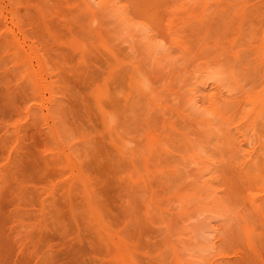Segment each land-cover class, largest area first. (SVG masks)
<instances>
[{
  "label": "rangeland",
  "instance_id": "1",
  "mask_svg": "<svg viewBox=\"0 0 264 264\" xmlns=\"http://www.w3.org/2000/svg\"><path fill=\"white\" fill-rule=\"evenodd\" d=\"M0 27V264H264V0H0Z\"/></svg>",
  "mask_w": 264,
  "mask_h": 264
},
{
  "label": "bare ground",
  "instance_id": "2",
  "mask_svg": "<svg viewBox=\"0 0 264 264\" xmlns=\"http://www.w3.org/2000/svg\"><path fill=\"white\" fill-rule=\"evenodd\" d=\"M110 1H111V0H110ZM142 1H143V0H142ZM199 1H200V0H199ZM113 2H114V1H113ZM153 2L155 3V1H153ZM201 2H204V1H201ZM111 3H112V2H111ZM141 3H142V2H141ZM141 3H140V5H141ZM143 3H144V2H143ZM147 3H148V0H147ZM156 3H158V2H156ZM218 3H219V2H218ZM105 4H106V3H105ZM149 4H150V3H149ZM152 4H153V3H151V6H152ZM230 4H231V3H230ZM113 5H116V4H113ZM144 5H145V3H144ZM182 5H183V4H182ZM87 6H88V5H87ZM118 6H119V5H118ZM129 6H130V5H129ZM142 6H143V5H142ZM146 6L150 8V5L148 6V5L146 4ZM207 6H208V5H207ZM207 6H206V7H207ZM91 7H92V6H91ZM91 7H90V8H91ZM120 7H121V6H120ZM124 7H125V6H124ZM88 8H89V7H88ZM104 8H105V7H104ZM247 8H248V7H247ZM247 8H246V10H247V12H248V9H247ZM100 9H101V8H100ZM115 9H116V8H115ZM122 9H123V8H122ZM124 9H125V8H124ZM128 9H129V8H128ZM117 10H118V9H117ZM126 10H127V9H126ZM207 10H208V9H207ZM244 10H245V9H244ZM246 10H245V11H246ZM128 11H129V10H128ZM128 11H127V12H128ZM144 11H145V10H144ZM127 12H125V13H127ZM251 12H252V11H251ZM254 12H255V11H254ZM96 13H98V12H96ZM113 13H114V12H113ZM123 13H124V12H123ZM142 14H143V13H142ZM147 14H148V13H147ZM158 14H159V13H158ZM233 14H234V13H233ZM237 14H238L237 17L239 18V17L241 16V14H239V13H237ZM250 14H251V13H250ZM255 14H256V13H255ZM128 15H129V14H128ZM239 15H240V16H239ZM245 15H247V13H246ZM161 16H162V15H161ZM247 16H249V13H248ZM250 16H251V15H250ZM250 16H249V17H250ZM5 17H6V16H5ZM17 17H18V16H17ZM17 17H16V18H17ZM114 17H115V16H114ZM116 17H117V16H116ZM118 17H120V16H118ZM121 17H122V16H121ZM249 17H247V18H249ZM258 17H259V16H258ZM96 18H98V17H96ZM256 18H257V17H256ZM256 18H255V19H256ZM17 19H18V18H17ZM153 19H154V18H153ZM241 19H243V18L240 17L239 20H241ZM1 20H2V17H1ZM95 20H96V19H95ZM97 20H98V19H97ZM105 20H107V19H105ZM108 20H109V18H108ZM119 20H120V18H119ZM123 20H124V19H123ZM186 20H187V19H185V21H186ZM244 20H246V19H244ZM244 20H241L242 23H243ZM247 20H249V19H247ZM200 21H201V20H200ZM203 21L206 22L205 20H203ZM203 21H202V22H203ZM235 21H237V20H235ZM235 21H234V22H235ZM249 21H250V20H249ZM14 22H15V21H14ZM120 22H121V21H120ZM128 22H129V21H128ZM246 22L248 23V21H246ZM246 22H245V24H246ZM4 23H5V22H4ZM94 23H95V22H94ZM129 23H130V22H129ZM165 23H166V22H165ZM237 23H238V22H237ZM259 23H260V22H259ZM107 24H109V23H107ZM122 24H123V23H122ZM125 24H127V23H126V19H125ZM131 24H133V22H132ZM142 24H143V23H142ZM142 24H141V25H142ZM239 24H240V23H238V25H239ZM14 25H15V24H14ZM20 25H21V24H20ZM202 25H203V24H202ZM236 25H237V24H236ZM92 26H93V25H92ZM133 26H134V25H133ZM145 26H147V25H145ZM239 26H241V28H242V24L239 25ZM106 27H107V26H106ZM124 27H125V26H124ZM127 27H128V25H127ZM169 27H170V26H169ZM174 27H175V26H174ZM203 27H205V25H204ZM233 27H234V26H233ZM0 28H1V27H0ZM5 28H6V27H5ZM22 28H23V27H22ZM146 28H148V27H146ZM150 28H151V27H150ZM150 28H149V29H150ZM164 28H165V27H164ZM184 28H186V27H184ZM200 28H201V26H200ZM236 28H237V27H236ZM244 28H245V27H244ZM132 29H133V28H132ZM132 29H131V30H132ZM143 29H145V28H143ZM206 29L208 30V26H207ZM239 29H240V27H239ZM247 29H248V28H247ZM251 29H252V28H251ZM251 29H250V30H251ZM4 30H6V29H4ZM160 30H161V29H160ZM185 30H186V29H185ZM200 30H202V29H200ZM231 30H232V29H231ZM241 30H243V29H241ZM241 30H240V31H241ZM248 30H249V29H248ZM257 30L260 31L259 29H257ZM2 31H3V30H2ZM152 31H154V30H152ZM233 31L236 32V30H232V32H233ZM240 31L238 30L237 32H240ZM253 31H254V30H253ZM261 31H262V30H261ZM5 32H6V31H5ZM19 32H20V31H19ZM122 32H123V31H122ZM156 32H157V31H156ZM205 32H207V31H205ZM243 32H245V29L243 30ZM250 32H251V31H250ZM250 32L248 33L247 30H246V34H245V36H248V37H249L248 34H252V33H250ZM256 32H257V31H256ZM1 33H2V32H1ZM6 33H7V32H6ZM8 33L10 34L9 31H8ZM8 33H7V34L4 33L5 36L8 35ZM152 33H153V32H152ZM154 33H155V31H154ZM247 33H248V34H247ZM257 33H258V32H257ZM131 34H132V33H131ZM157 34H158V33H157ZM226 34H227V33H226ZM233 34H234V33H233ZM237 34H239V33H237ZM241 34H242V33H240V35H241ZM109 35H112V34H109ZM126 35H127V34H126ZM128 35H129V34H128ZM152 35H153V34H152ZM3 36H4V35H3ZM113 36H114V35H113ZM121 36H122V35H121ZM133 36H134V35H133ZM140 36H141V35H140ZM153 36H155V35H153ZM233 36H234V35H233ZM250 36H251V35H250ZM10 37H11V36H10ZM10 37L7 36L6 38H10ZM6 38H5V39H6ZM12 38H13V37H12ZM128 38H129V37H128ZM131 38H132V36H131ZM150 38H151V37H150ZM154 38H155V37H154ZM223 38H224V37H223ZM223 38H222V39H223ZM235 38H236V37H235ZM2 39H4V38H1L0 40H2ZM205 39H207V38H205ZM231 39H232V38H231ZM10 40H11V39H10ZM10 40L7 39L5 42L8 41L7 44L10 45V44H11V43H9ZM166 40H167V39H166ZM244 40H245V38L243 39V41H244ZM131 41H132V40H131ZM137 41H138V40H137ZM147 41H148V39H147ZM160 41H162V40H160ZM218 41H220V40L217 39L216 42H218ZM236 41H237V40H234L235 43H236ZM245 41H246V40H245ZM10 42H11V41H10ZM12 42H13V40H12ZM135 42H136V41H135ZM220 42H221V41H220ZM220 42H218V44H219ZM230 42H231V41H230ZM237 42H238V41H237ZM13 43H14V42H13ZM13 43H12V44H13ZM102 43H103V42H102ZM133 43H134V42H133ZM154 43H155V42H154ZM231 43H232V42H231ZM263 43H264V42H263ZM15 44H16V42H15ZM146 44H147V43H146ZM216 44H217V43H216ZM218 44H217V45H218ZM233 44H234V43H233ZM104 45H105V44H104ZM155 45H156V44H155ZM220 45H221V44H220ZM220 45H219V46H220ZM1 46H2V45H1ZM10 46L13 47V45H10ZM15 46H16V45H14V47H15ZM167 46H168V45H167ZM219 46H218V48H219ZM262 46H264V45H262ZM7 47H9V46H7ZM11 47H10V49H11ZM131 47H132V46H131ZM162 47H163V46H162ZM208 47H209V45H208ZM258 47H259V46H258ZM157 48H158V47H157ZM165 48H166V47H165ZM203 48H204V46H203ZM12 49H13V48H12ZM15 49H17V48H15ZM167 49H168V48H167ZM219 49H220V48H219ZM254 49H255V48H254ZM13 50H14V49H13ZM135 50H136V49H135ZM239 50H240V49H239ZM260 50H261V51H260V53H259V56H260V55L262 56V59H261V60L264 62V56H263V54H261L264 50H263V48H261ZM11 51H12V50H11ZM201 51H202V50H201ZM157 52H158V51H157ZM161 52H163V51H161ZM164 52H166V51H164ZM164 52H163V53H164ZM238 52H239V51H238ZM244 52H246V51L244 50ZM258 52H259V50H258ZM241 53H242V50H241V52H239V54L241 55ZM263 53H264V52H263ZM15 54H16V52H15ZM19 54H20V53H19ZM19 54H18V55H19ZM255 54H257V52H256ZM12 55H13V54H12ZM162 55H163V54H162ZM235 55H237V53H236ZM13 56H14V55H13ZM16 56H17V55H16ZM241 57H242V56H241ZM237 58H240V56L238 55ZM15 59H16V58H15ZM169 59H170V58H169ZM169 59H168V60H169ZM10 60H11V59H10ZM165 60H166V59H165ZM237 60L239 61V59H237ZM4 61H5V59H4ZM5 62H6V61H5ZM36 62H37V61H36ZM167 62H168V61H166V63H167ZM236 62H237V61H236ZM254 62H255V61H254ZM156 64H157V63H156ZM263 64H264V63H263ZM163 65H165V64H163ZM241 65H242V64H241ZM258 65H259V64H258ZM22 66H23V65H22ZM153 67H154V66H153ZM249 67H250V66H249ZM12 68H13V66H12ZM26 68H27V67H26ZM167 68H168V67H167ZM247 71H248V70H247ZM16 72H17V71H16ZM139 72H140V71H139ZM240 72H241V71H240ZM259 72H260V71H259ZM38 73H39V72H38ZM137 73H138V72H137ZM138 74H139V73H138ZM241 74H242V73H241ZM50 75H51V74H50ZM134 75H135V73H134ZM245 75H246V74H245ZM10 76H11V75H10ZM55 76H56V75H55ZM239 76H240V74H239ZM24 77H25V76H24ZM39 77H40V76H39ZM50 77H51V76H50ZM37 78H38V77H37ZM136 79H137V78H136ZM34 80H35V79H34ZM135 81H136V80H135ZM230 81H231V80H230ZM11 82H12V81H11ZM54 82H55V81H54ZM58 82H59V81H58ZM14 83H15V82H14ZM32 84H33V83H32ZM142 84H143V82H142ZM144 84H145V83H144ZM29 86H30V85H29ZM41 87H42V86H41ZM46 89H47V88H46ZM17 90H18V89H17ZM37 91H38V90H37ZM100 94H101V93H100ZM31 95H32V94H31ZM95 95H96V94H95ZM40 96H41V95H40ZM262 96H263L262 94H259V95L257 94V95H255L253 98H251V100L249 99L250 103L253 104V107H252L253 110H251V111H249V112H246V117H247L248 113H249L248 118H249L250 116H252L253 114H255L256 118H258V117H260L262 114H264V99L262 98ZM95 97H96V96H95ZM35 98H36V97H35ZM38 98H39V97H38ZM97 98H98V97H97ZM30 99H32V98H30ZM55 99H56V98H55ZM222 103H223V102H222ZM215 104H216V103H215ZM232 105H233V104H232ZM43 107H44V106H43ZM28 108H29V107H28ZM28 108H27V109H28ZM257 108H258V109H257ZM245 109H246V108H245ZM32 110H33V109H32ZM239 110H241V109H239ZM246 110H247V109H246ZM256 110H258V111L256 112ZM17 111H18V110H17ZM59 111H60V110H59ZM24 112H25V111H24ZM243 112H244V111H243ZM26 113H27V112H26ZM22 114H23V113H22ZM33 114H34V113H33ZM59 115H60V114H59ZM24 116H25V115H24ZM230 116H232V115H230ZM263 116H264V115H263ZM62 117H63V116H62ZM228 118H229V117H228ZM256 118H255V119H256ZM226 120H227V119H226ZM19 121H20V120H19ZM16 122H17V121H16ZM224 122H225V121H224ZM228 122H230V121L228 120ZM229 124H231V123H229ZM229 124H228V125H229ZM16 130H17V129H16ZM224 134H225V133H224ZM80 137H83V136H80ZM152 137H153V136H150V140H151ZM67 138H68V137H67ZM87 138H88V137H87ZM82 139H83V138H82ZM150 140H149V141H150ZM154 141H156V138H153V139L150 141V145L153 144ZM231 141H232V140H231ZM15 143H16V142H15ZM88 143H89V142H88ZM226 143H227V142H226ZM231 143H232L233 145H235V144H234V141H232ZM83 144H84V143H83ZM147 144H148V143H147ZM155 146H156V143H155ZM151 147H154V145H151ZM157 147H158V146H157ZM157 147H156V148H157ZM51 148H52V147H51ZM135 149H136V148H135ZM60 151H61V150H60ZM230 151H231V150H230ZM238 152H239V151H238ZM238 152H237V153H238ZM62 153H63V152H62ZM149 153H150V152H149ZM134 154H135V153H134ZM152 154H153V153H152ZM135 156H136V155H135ZM235 156H236V155H235ZM148 157H149V156H148ZM134 158H135V157H134ZM150 158H151V157H150ZM236 158H237V156H236ZM8 159H9V158H8ZM196 160H197V159H196ZM197 161H198V160H197ZM11 162H12V161H11ZM142 162H143V161H142ZM193 162H194V161H193ZM209 162H210V161H209ZM4 168H5V167H4ZM137 168H138V167H137ZM261 174H262V173H261ZM259 177H260V176H259ZM88 183H89V182H88ZM203 183H204V182H203ZM200 184H201V183H200ZM203 185H204V184H203ZM206 186H208V185H206ZM211 186H212V185H211ZM198 187H199V186H198ZM210 188H211V187H210ZM212 189H213V188H212ZM198 192H199V191H198ZM193 193H194V192H193ZM211 193H212V192H211ZM189 194H190V192H189ZM208 194H210V193H208ZM185 195H186V194H185ZM214 195H215V194H214ZM210 196H212V195H210ZM204 197H205V196H204ZM197 199H198V198H197ZM213 199H214V198H213ZM188 201H189V200H188ZM191 201H192V200H191ZM197 201H198V200H197ZM218 202H219V201H218ZM195 203H196V202H195ZM200 203H201V202H200ZM213 204H214V203H213ZM197 205H198V204H197ZM257 208H258V207H257ZM186 213H187V212H186ZM235 215H236V214H235ZM238 219H239V218H238ZM244 219H246V218H244ZM230 226H231V225H230ZM230 228H232V227H230ZM230 228H229V229H230ZM245 229H246V228H245ZM247 230H248V229H247ZM227 232H228V231H227ZM229 232H230V231H229ZM232 233H233V232H232ZM247 233H248V232H247ZM234 235H235V234H234ZM231 239H232V238H231Z\"/></svg>",
  "mask_w": 264,
  "mask_h": 264
}]
</instances>
